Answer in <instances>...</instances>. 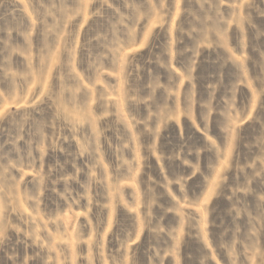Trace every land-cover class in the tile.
<instances>
[{
  "label": "rangeland",
  "instance_id": "1",
  "mask_svg": "<svg viewBox=\"0 0 264 264\" xmlns=\"http://www.w3.org/2000/svg\"><path fill=\"white\" fill-rule=\"evenodd\" d=\"M0 264H264V0H0Z\"/></svg>",
  "mask_w": 264,
  "mask_h": 264
}]
</instances>
